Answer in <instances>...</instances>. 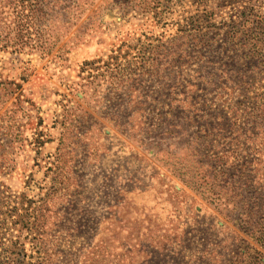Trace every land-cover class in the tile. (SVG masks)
I'll return each instance as SVG.
<instances>
[{
  "label": "rangeland",
  "instance_id": "obj_1",
  "mask_svg": "<svg viewBox=\"0 0 264 264\" xmlns=\"http://www.w3.org/2000/svg\"><path fill=\"white\" fill-rule=\"evenodd\" d=\"M71 1L0 11V264H264V0Z\"/></svg>",
  "mask_w": 264,
  "mask_h": 264
},
{
  "label": "trees",
  "instance_id": "obj_2",
  "mask_svg": "<svg viewBox=\"0 0 264 264\" xmlns=\"http://www.w3.org/2000/svg\"><path fill=\"white\" fill-rule=\"evenodd\" d=\"M70 1V2H69ZM79 3L73 4L71 0H0V11H4L5 9L9 12V17L7 18L12 26H6L5 32L8 30V36L5 39L10 38L13 39L14 45L13 50L15 53H20L23 48H25L29 39L32 35L30 32L35 28L38 29V37L34 45L31 47L34 51H38L43 55H49L50 51L52 50V44L54 39V31L56 29V24L54 19V15H56V11H61L62 9L65 10L69 8L70 10L79 7ZM56 9V11H55ZM3 14H7V12H3ZM49 18L47 21V25L43 24L39 26L40 22ZM2 31V30H0ZM231 32V31H230ZM231 33L230 35H233ZM243 165H246L244 163ZM222 177L225 179H230L226 173V171H219ZM260 213H256L259 215ZM261 214L259 218L262 216ZM242 217L248 218V211L245 210ZM262 218V217H261ZM259 222V221H258ZM246 223V220H245ZM261 225V224H260ZM256 226V225H255ZM242 229L250 235V237L254 238L255 232L251 231L249 226H242ZM255 227L253 228L254 231ZM257 229V228H256ZM258 235V234H257ZM254 240L261 246L264 247V240L262 236H257ZM239 261L246 259V255L244 253L239 255Z\"/></svg>",
  "mask_w": 264,
  "mask_h": 264
}]
</instances>
